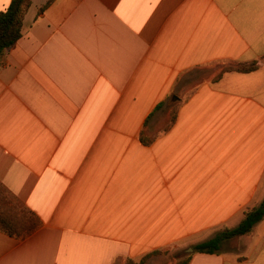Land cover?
<instances>
[{
	"label": "crops",
	"instance_id": "1",
	"mask_svg": "<svg viewBox=\"0 0 264 264\" xmlns=\"http://www.w3.org/2000/svg\"><path fill=\"white\" fill-rule=\"evenodd\" d=\"M263 56L264 0H32L0 61V186L40 225L0 229V264H116L237 227L264 201V62L217 66ZM189 264H264V217Z\"/></svg>",
	"mask_w": 264,
	"mask_h": 264
},
{
	"label": "trees",
	"instance_id": "2",
	"mask_svg": "<svg viewBox=\"0 0 264 264\" xmlns=\"http://www.w3.org/2000/svg\"><path fill=\"white\" fill-rule=\"evenodd\" d=\"M32 5V0H11L6 10L0 12V61L3 53L12 47L22 36V29L25 16ZM261 60L252 62H236L222 70L227 71L251 72L258 69ZM176 113L172 117L166 130L174 123ZM148 144L146 140H143ZM264 217V201L256 208L248 211L240 224L232 229H224L218 232L213 238L193 246L196 253L218 254L225 242L239 236L249 234L254 226ZM40 225L38 217L23 205H19L12 200L0 186V229L10 236L25 238L31 235ZM159 252L153 251L152 253ZM149 255V254H148ZM130 260V259H129ZM191 256L181 264H189Z\"/></svg>",
	"mask_w": 264,
	"mask_h": 264
},
{
	"label": "rangeland",
	"instance_id": "3",
	"mask_svg": "<svg viewBox=\"0 0 264 264\" xmlns=\"http://www.w3.org/2000/svg\"><path fill=\"white\" fill-rule=\"evenodd\" d=\"M231 65H232V63L219 64V66H217L218 67L217 70L222 71ZM209 73L210 72L207 70L201 71L199 73V77H200L199 82H201L203 79H208L210 77ZM215 73H217V71ZM196 85L197 84H195V85L191 86L190 88H188L187 90H185L182 93L181 99H186L192 93V91H194ZM178 106H179V104L176 103L175 105H172V107L168 108V110H167L168 114L165 117H163L162 119H160V121L157 122V129L155 132H158L162 128L165 129L166 127H168L172 117L174 116V114L177 111ZM153 134H156V133H153ZM10 198L13 200L12 197H10ZM19 205H21V204H19ZM190 249H192V251ZM158 251L159 252H155V253L151 252V253H149V255L147 254L138 260H119V261H117L116 264H181L188 257L192 256L195 253L193 248H189L188 250H186V249H183V250L168 249V250H158Z\"/></svg>",
	"mask_w": 264,
	"mask_h": 264
},
{
	"label": "water",
	"instance_id": "4",
	"mask_svg": "<svg viewBox=\"0 0 264 264\" xmlns=\"http://www.w3.org/2000/svg\"><path fill=\"white\" fill-rule=\"evenodd\" d=\"M192 251V249H190Z\"/></svg>",
	"mask_w": 264,
	"mask_h": 264
}]
</instances>
